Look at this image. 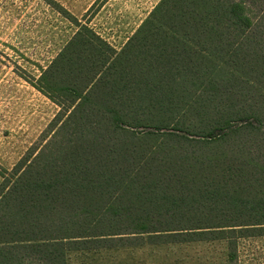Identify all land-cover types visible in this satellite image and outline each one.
Masks as SVG:
<instances>
[{
	"label": "trees",
	"instance_id": "trees-1",
	"mask_svg": "<svg viewBox=\"0 0 264 264\" xmlns=\"http://www.w3.org/2000/svg\"><path fill=\"white\" fill-rule=\"evenodd\" d=\"M69 17L36 86L59 110L0 170V264L264 235V0H159L119 50Z\"/></svg>",
	"mask_w": 264,
	"mask_h": 264
},
{
	"label": "rangeland",
	"instance_id": "rangeland-1",
	"mask_svg": "<svg viewBox=\"0 0 264 264\" xmlns=\"http://www.w3.org/2000/svg\"><path fill=\"white\" fill-rule=\"evenodd\" d=\"M159 0H0V170L40 137L59 106L36 86L75 17L119 50ZM1 180V176H0ZM146 241V238H144ZM66 264H264V235L71 250Z\"/></svg>",
	"mask_w": 264,
	"mask_h": 264
}]
</instances>
